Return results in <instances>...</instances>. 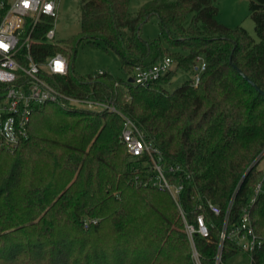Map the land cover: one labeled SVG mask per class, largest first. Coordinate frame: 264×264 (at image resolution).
I'll list each match as a JSON object with an SVG mask.
<instances>
[{"label": "trees", "instance_id": "1", "mask_svg": "<svg viewBox=\"0 0 264 264\" xmlns=\"http://www.w3.org/2000/svg\"><path fill=\"white\" fill-rule=\"evenodd\" d=\"M129 2L77 0L78 33L43 45L42 54L68 56L67 74L52 77L58 89L112 102L136 122L158 149L167 181L182 184L178 201L151 184L146 156L127 153L118 114L44 104L26 138L14 147L0 139V264H194L183 218L196 225L199 214L208 230L192 235L200 263L215 264L222 243L225 264L240 250L221 240L224 219L228 232L246 207L263 240L252 263L264 264V0L248 2L256 38L219 22L214 0H148L134 13ZM151 17L161 37L143 39ZM83 43L113 51L129 75L166 56L175 68L148 86L106 71L77 74ZM198 54L206 61L199 81L167 90Z\"/></svg>", "mask_w": 264, "mask_h": 264}, {"label": "built area", "instance_id": "2", "mask_svg": "<svg viewBox=\"0 0 264 264\" xmlns=\"http://www.w3.org/2000/svg\"><path fill=\"white\" fill-rule=\"evenodd\" d=\"M58 5V0H0V139L7 146L17 145L28 136L32 112L48 103L66 110L116 113L121 117L119 138L127 153L132 157L146 156L143 166L154 172L149 178L151 184L166 189L177 202L182 184L167 181L158 149L145 138L132 118L119 112L112 102L66 94L52 81V77L68 72L67 55L61 52L42 54L43 45L57 43L55 20ZM191 67L190 80L196 84L206 68L204 57L195 55ZM174 68L175 62L166 56L156 63L134 67L129 77L134 85L148 86ZM177 169L178 165L168 167L170 171ZM260 188L258 183L256 191ZM207 205L212 213H219L216 204L208 202ZM226 220L227 217L223 222L221 240L227 237L234 241L240 252L249 257L248 264H253L251 252L260 247L263 240L252 229L247 207L242 210L239 222L228 232ZM89 222L95 223L96 220H85L83 225L86 227ZM183 222L191 243V257L194 264H201L192 235L198 233L206 237L207 226L201 214L196 216V225L186 222L185 218ZM221 244L215 255V264L221 261Z\"/></svg>", "mask_w": 264, "mask_h": 264}, {"label": "rangeland", "instance_id": "3", "mask_svg": "<svg viewBox=\"0 0 264 264\" xmlns=\"http://www.w3.org/2000/svg\"><path fill=\"white\" fill-rule=\"evenodd\" d=\"M148 0H130L128 10L134 13L141 4ZM250 0H214L219 9L217 20L229 27L242 26L253 38H256L253 22L249 15L248 2ZM57 16L55 20V40L63 43L72 39L79 31V16L77 0H58ZM143 39L160 38V31L155 17H151L140 30ZM73 70L81 75H95L106 71L115 77L127 80L129 74L122 70L118 56L111 50H103L89 44H80L75 52ZM192 76V71L176 70L175 75L165 88L169 91L176 88L184 80ZM258 167L264 170V157L260 159ZM249 257L242 252L232 255L225 264H248Z\"/></svg>", "mask_w": 264, "mask_h": 264}, {"label": "water", "instance_id": "4", "mask_svg": "<svg viewBox=\"0 0 264 264\" xmlns=\"http://www.w3.org/2000/svg\"><path fill=\"white\" fill-rule=\"evenodd\" d=\"M243 75V74H242ZM244 76V75H243ZM244 78L245 79H247L248 80V82L252 85V86H254L257 90H259L258 88H257V86H255L254 84H253V82L251 81V80H249L248 78H246L245 76H244ZM132 81V78L131 77H129L128 78V82H131ZM260 91V90H259Z\"/></svg>", "mask_w": 264, "mask_h": 264}]
</instances>
